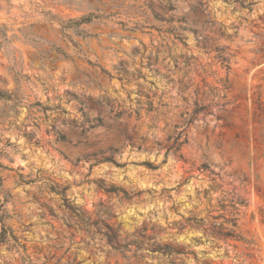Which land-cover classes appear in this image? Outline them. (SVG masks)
Returning <instances> with one entry per match:
<instances>
[{
	"label": "clouds",
	"instance_id": "obj_1",
	"mask_svg": "<svg viewBox=\"0 0 264 264\" xmlns=\"http://www.w3.org/2000/svg\"><path fill=\"white\" fill-rule=\"evenodd\" d=\"M0 264H264V0H0Z\"/></svg>",
	"mask_w": 264,
	"mask_h": 264
},
{
	"label": "rangeland",
	"instance_id": "obj_2",
	"mask_svg": "<svg viewBox=\"0 0 264 264\" xmlns=\"http://www.w3.org/2000/svg\"><path fill=\"white\" fill-rule=\"evenodd\" d=\"M246 106L250 108L251 107V102L249 101Z\"/></svg>",
	"mask_w": 264,
	"mask_h": 264
}]
</instances>
